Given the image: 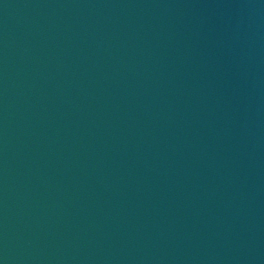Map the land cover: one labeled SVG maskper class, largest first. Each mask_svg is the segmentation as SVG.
<instances>
[{
    "label": "water",
    "instance_id": "95a60500",
    "mask_svg": "<svg viewBox=\"0 0 264 264\" xmlns=\"http://www.w3.org/2000/svg\"><path fill=\"white\" fill-rule=\"evenodd\" d=\"M0 264H264V0H0Z\"/></svg>",
    "mask_w": 264,
    "mask_h": 264
}]
</instances>
